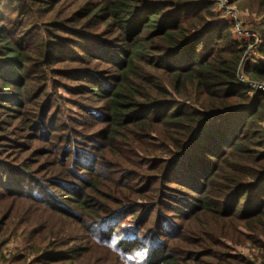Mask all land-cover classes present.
Returning a JSON list of instances; mask_svg holds the SVG:
<instances>
[{"label":"trees","instance_id":"obj_1","mask_svg":"<svg viewBox=\"0 0 264 264\" xmlns=\"http://www.w3.org/2000/svg\"><path fill=\"white\" fill-rule=\"evenodd\" d=\"M234 25L217 0H0V259L18 236L40 264H264V91L239 79L264 83V22L249 59Z\"/></svg>","mask_w":264,"mask_h":264},{"label":"rangeland","instance_id":"obj_2","mask_svg":"<svg viewBox=\"0 0 264 264\" xmlns=\"http://www.w3.org/2000/svg\"><path fill=\"white\" fill-rule=\"evenodd\" d=\"M246 0H239L236 2V4H232L236 12L239 14L241 19L244 21L245 26L257 31L256 29L264 22V17L259 16L255 13H252L249 9L246 8L245 4L247 5ZM245 6V7H244ZM256 28V29H255ZM259 56V55H258ZM249 57V56H248ZM62 96L65 98H69L68 94L65 91L60 92ZM70 99V98H69ZM57 104H59V108L61 112L66 114L69 117H76L79 119H85V114L84 112L79 108L75 107L74 101L71 102H63V101H58ZM81 104H86L89 105L88 101H84ZM45 144L43 142H35L34 143V148H44ZM132 216L128 217L126 222H130L132 220ZM59 227L61 228L62 232L64 233V243L67 246L66 250L68 248H71L72 246H77L79 248H88L89 246H92L93 243H95L96 240L92 241L93 239L96 238L98 231H85L83 229H80L76 227L75 225H72L70 221L64 220V219H59ZM131 234L132 233H125L124 235L121 236V233H117L116 236V241L117 239L120 240H128L131 239ZM120 235V236H119ZM240 246H242L241 254L244 255L246 258H250V260L255 261V255H258L261 253L258 249H254L250 244L244 243V238L242 236L239 237ZM264 242V239H262ZM90 242V243H89ZM146 240L143 243H138V245L142 246L138 250L134 251L133 255H131L132 258L131 260L135 261L137 258H143L147 254V250H144V246H146ZM225 242V246H222L220 248V252L222 254H225L229 250V242L228 241H223ZM235 245V244H234ZM238 246V248L240 247ZM98 250H103V246H101L100 249ZM110 251V250H109ZM1 252L3 255V258L0 259V261L4 264H24V262H27L26 264H40L37 263V258H36V253L33 251L27 250V247L25 245V242L23 241L22 238L18 236H14V238L7 243L5 246L1 248ZM230 252V251H229ZM44 253V252H43ZM252 254V255H251ZM253 256V257H252ZM84 257V255H83ZM82 261V259H79L77 264H79ZM54 264H71L69 261H60ZM242 264V263H238Z\"/></svg>","mask_w":264,"mask_h":264},{"label":"built area","instance_id":"obj_3","mask_svg":"<svg viewBox=\"0 0 264 264\" xmlns=\"http://www.w3.org/2000/svg\"><path fill=\"white\" fill-rule=\"evenodd\" d=\"M217 10L223 18L234 22V31L238 37L248 42V50L246 51V59H249L258 54V47L262 44L263 40L259 32L254 31L245 26L244 21L232 6V0H217ZM249 56V57H248ZM242 83L250 85L253 89L264 91V83H257L248 81L246 76L239 77Z\"/></svg>","mask_w":264,"mask_h":264}]
</instances>
